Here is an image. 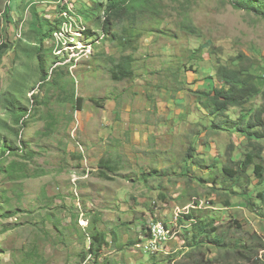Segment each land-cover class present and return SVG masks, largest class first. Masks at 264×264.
<instances>
[{
	"label": "rangeland",
	"instance_id": "1",
	"mask_svg": "<svg viewBox=\"0 0 264 264\" xmlns=\"http://www.w3.org/2000/svg\"><path fill=\"white\" fill-rule=\"evenodd\" d=\"M8 1L18 23L8 26L13 44L0 63V156L10 152L3 139L19 147L26 144V152L36 153L24 162L9 156L3 169L12 160L13 167L0 171V215L17 211L15 218L0 217V229L8 226L0 234V264H138L170 258V264H189L193 257H201L182 253L189 250L183 246L187 237L182 233L193 222L186 217L191 208L195 218L214 216L220 234H229L226 241L253 234L255 240L264 239V203L257 197L264 183L254 186L258 180L250 175L252 168L235 183L222 171L224 165L236 168L230 159L237 161L251 149L244 135L212 127L208 131L203 119L194 124L187 120L192 90L201 88L204 79L206 86L212 81L207 76L214 74V58L233 66L238 55L247 57L256 85L264 88V19L227 0H161L166 15L160 23L163 31L174 35L177 22L189 18L203 39L182 32L173 39L159 31L146 34L134 53L135 76L118 82L111 78V60L123 52L111 41H101L104 34L98 26L106 2L68 0L92 34L86 38L72 28L58 56L51 42L45 45L43 77L38 45L28 39L31 11L25 3L32 0ZM8 1L0 0V11ZM40 1L38 10L50 19L56 16L54 4ZM5 20L0 14L4 40ZM141 20L150 26L155 23L152 15ZM20 27V36L15 37ZM113 30L122 32L119 25ZM93 41L97 48L89 45ZM74 42L86 45L92 54L79 52L69 67L61 60L69 58ZM198 47L202 60H189L190 50ZM182 61L184 68L178 70ZM75 97L80 98L81 110L75 109ZM254 104H262L260 94L246 108ZM177 109L181 111L176 114ZM234 111L238 109L230 113ZM260 142L263 153L256 160L264 164V138ZM190 144L194 164L184 176ZM103 161L118 169L110 173ZM100 170L113 179L101 177ZM232 185L236 193L230 191ZM152 222L164 224L172 234L158 244L159 250L143 248L151 246ZM94 228L106 240L96 259L89 250Z\"/></svg>",
	"mask_w": 264,
	"mask_h": 264
},
{
	"label": "trees",
	"instance_id": "2",
	"mask_svg": "<svg viewBox=\"0 0 264 264\" xmlns=\"http://www.w3.org/2000/svg\"><path fill=\"white\" fill-rule=\"evenodd\" d=\"M7 1L8 0H6V2ZM227 1L230 2L236 9L252 13L264 19V0ZM9 2L10 1H8V4H5L3 11H0V14H4V18L6 19V27L4 28V31L7 34V39H5L3 43L0 44V63L4 53L10 49L11 45L13 44L10 39V34L7 33L9 31L8 26L12 25L13 23H18L15 18H13L12 8L10 7ZM36 2H38V0H32L25 3L27 8L31 11L28 24V39H30V41L36 42L38 45L39 73L44 77L46 73L44 70L45 60L42 50L45 48V45L49 44L50 42L51 45L54 46L52 39L54 33L59 31L63 26V23L66 21V18L62 15V13L67 9V7L66 5H62V0L40 1L44 4L49 2L55 5V9L58 11V13L56 16L50 19L47 17V12L43 14V11L38 10ZM105 2L106 4H101L104 8L102 10L103 18L98 24V26L101 28V32L104 34V38L99 40L111 41L121 48V51L123 52L118 58L111 60L112 66L110 68V72L111 78L114 81L122 82L135 76L134 53L138 52L141 46V39L146 34L147 36L155 35L157 34V31H159L162 33V35L173 39L178 37L179 32H182L186 36L196 37V40L203 39L200 34L201 30H196V28L191 24L189 18H186L184 21L177 22L176 25L178 29L174 35H172L168 30L163 31L160 28V23L163 21L164 16L166 15L162 14L161 11V0L102 1V3ZM184 3H187L186 0H184ZM145 14L152 15L153 19L155 20V23H153L152 26L145 24L143 20L139 21V18ZM73 15L75 18L80 20L79 23L77 21L76 23L84 28L82 35H84L86 38H89V36L92 34V30L87 28L79 15L76 13H73ZM116 25L121 27L122 32H120V34L117 30H113ZM2 27L3 26L0 22V31H2ZM93 31L95 32V30ZM18 40L22 41L21 38ZM91 44L97 48L96 41H93ZM126 51H128V53ZM213 52L214 51L212 49L208 51L210 59H213ZM187 56L189 60H191V57L197 60H202V47L190 50ZM237 60L238 62L232 66L223 64L214 58V74L207 76V78H210L212 81L208 86H206L207 81L205 80V83L203 86H201V88L192 90L194 92L193 97H191L193 105L192 108H188L187 120L192 121V124H194V121L200 122V120L203 119L204 128L206 127V130L208 131H211L212 127L215 130H225L226 132L230 133L234 131L237 133H242L244 135L243 138H245L246 141V147H250L251 149L246 151L243 157L237 161L230 159L231 163L236 164L237 167L233 168L231 166L224 165L222 167L223 175L228 179L231 178L235 183V180H238V177H242V175L247 173L249 168H252V173L250 175L258 180L254 184V186L257 187L264 183V164L260 160H256V158H260L263 153V145L260 140L264 138V88L260 90L256 85L255 80L257 76L251 71L247 64L249 59L247 57L238 55ZM181 63L182 64H179L180 66L177 68L178 70L181 69V67L184 68L185 64H183V61ZM147 69L150 72L152 71L150 68ZM215 79L218 80L217 82H219V85L216 84L217 82ZM204 86H206V88H204ZM258 94H260V97L262 98V104H258V107L256 104H254L253 107L246 108V104H248L250 100ZM34 97L36 96L34 95ZM72 99L74 100V94ZM78 99L80 98L75 97V109L81 110V108H78L77 106ZM7 101L10 104L14 103V101L11 99ZM234 108L238 109V111L230 113V110ZM205 117H207V119H205ZM50 124L52 123H48V126ZM199 135L200 132L197 134V136ZM3 140V145L10 152L8 154L3 152L0 156V171H4L13 167L15 163L13 160L15 159H20V162H24L31 160L33 155L36 153L28 150L26 152V144L21 143L22 145L19 147L17 144L15 145L10 143L7 139ZM228 147L232 148L231 140L228 144ZM193 151L194 145L190 144L185 158V160H187L189 163H186L185 172H183L184 176L189 175V166L194 164L191 160L194 158ZM9 156H11L13 160L5 167V169H3L4 160ZM23 165L24 164L21 166L22 168L24 167ZM107 165L106 161H103L102 167L108 168V171H111L110 173H114L115 171L113 170L118 169L112 170ZM15 166H17V164H15ZM214 166L215 165H212L211 167ZM214 171L216 172V170ZM99 175L109 180H112L114 177L109 174H105V171L103 170H100ZM33 176H35V174H33ZM215 176L216 173L214 174V177ZM242 190L243 189H241L240 194L242 193ZM230 191L232 193L237 192L233 189V185L230 188ZM258 196L262 199V201H260L261 204L264 203V190L262 192L259 191L257 197ZM9 201L10 199L8 198L6 202L8 203ZM224 204L225 207L228 206L229 201L226 200ZM252 204H255V202ZM190 210L191 211L188 212L186 217L190 220H193V222L191 227L185 229L182 233L183 236L185 233V236L187 237L184 238L185 241L183 242V246L184 248L189 247V250L187 252L183 251L182 253L188 256H191L192 253L200 254L201 257H193L189 264H264V239L258 238L259 240H255L256 234H253L251 238L245 236L239 238L230 237L229 241H226L229 234H220L218 227L215 224V219L213 218L214 216L207 217L203 214H196L197 217L195 218L191 215V213L194 212V208H191ZM16 215L17 211L13 212L8 210L1 213L0 217L9 219L15 218ZM155 223L158 222H152V224ZM163 226L166 227L164 224ZM7 228L8 226H3L0 229V234L8 230ZM90 237L89 250L92 252L90 254H92L91 256L96 259L100 256L102 246L106 243L105 234L101 231L95 230L94 228V232ZM143 248L150 249L147 248V246ZM204 252H208L209 254H204ZM210 253L214 254L211 255ZM80 255L82 258L85 253H81ZM168 257L169 256H167V258ZM167 260L169 261L165 262L161 260L160 263H157V261L140 262L138 264H170L172 261L171 258Z\"/></svg>",
	"mask_w": 264,
	"mask_h": 264
},
{
	"label": "built area",
	"instance_id": "3",
	"mask_svg": "<svg viewBox=\"0 0 264 264\" xmlns=\"http://www.w3.org/2000/svg\"><path fill=\"white\" fill-rule=\"evenodd\" d=\"M67 2L68 0L62 1V5H66L67 7V9L64 10L62 13V15L66 18V21L63 23V26L61 27V29L54 33V36L52 39L54 48H56V51H54V53L57 56L62 53L63 47L61 45L66 43V40H65L66 38L70 37L72 28L79 29L80 34H82V31L84 29L82 26H78V24L76 23L77 21L76 18L72 17L73 12L71 11V8L67 5ZM20 32H21V27L19 29L18 28L16 29V32H15L16 37L20 36ZM73 40H74V37L72 36L71 41ZM3 41H4V34L0 31V44L3 43ZM77 44L78 43L74 42V44L69 46L70 48L69 58H66L65 60H61L63 64L69 65L70 67V65L74 63V60L79 57L78 55L79 52L80 53L82 52L83 54H85L86 45L79 46ZM89 45L91 46V42ZM86 51L87 53H89V55L92 54L90 48H87ZM63 57H64V54L60 58L63 59ZM150 237H153V238H150L149 240L150 245H151L149 248L152 250H158L157 248L158 244H161L162 241L164 242L168 241V239L172 237V234L168 228L163 226L162 223H155V224L150 225Z\"/></svg>",
	"mask_w": 264,
	"mask_h": 264
},
{
	"label": "crops",
	"instance_id": "4",
	"mask_svg": "<svg viewBox=\"0 0 264 264\" xmlns=\"http://www.w3.org/2000/svg\"><path fill=\"white\" fill-rule=\"evenodd\" d=\"M193 73H195V75L198 77V73H196V72H193ZM208 74L211 75V73H208ZM202 83H203V84L205 83V79L203 80ZM180 111H181L180 109H177L176 114L179 113Z\"/></svg>",
	"mask_w": 264,
	"mask_h": 264
},
{
	"label": "clouds",
	"instance_id": "5",
	"mask_svg": "<svg viewBox=\"0 0 264 264\" xmlns=\"http://www.w3.org/2000/svg\"><path fill=\"white\" fill-rule=\"evenodd\" d=\"M13 25V24H12ZM10 27H11V25H10ZM16 27V26H15ZM15 37H16V35H15Z\"/></svg>",
	"mask_w": 264,
	"mask_h": 264
},
{
	"label": "bare ground",
	"instance_id": "6",
	"mask_svg": "<svg viewBox=\"0 0 264 264\" xmlns=\"http://www.w3.org/2000/svg\"><path fill=\"white\" fill-rule=\"evenodd\" d=\"M79 21V20H78Z\"/></svg>",
	"mask_w": 264,
	"mask_h": 264
}]
</instances>
